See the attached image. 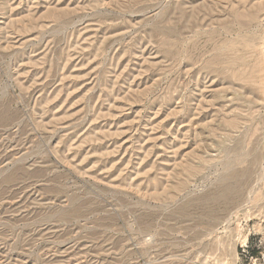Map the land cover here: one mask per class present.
Returning a JSON list of instances; mask_svg holds the SVG:
<instances>
[{"label": "rangeland", "instance_id": "374dc122", "mask_svg": "<svg viewBox=\"0 0 264 264\" xmlns=\"http://www.w3.org/2000/svg\"><path fill=\"white\" fill-rule=\"evenodd\" d=\"M212 11L231 33L187 21ZM236 13L264 0H0V264H264V71L198 62L253 37L264 69ZM234 173L213 222L180 213Z\"/></svg>", "mask_w": 264, "mask_h": 264}, {"label": "bare ground", "instance_id": "6f19581e", "mask_svg": "<svg viewBox=\"0 0 264 264\" xmlns=\"http://www.w3.org/2000/svg\"><path fill=\"white\" fill-rule=\"evenodd\" d=\"M218 14L219 13H213V11L211 13H203L202 15H199V13H191L187 17V21L192 25V29L196 28L197 30L201 31L202 29L209 26L211 27L220 25L222 28L228 30V33H231L233 30L232 26L226 22H221L219 20ZM235 15L238 16L237 18H243L246 16L249 19V23L238 21L240 27H254V23L257 21L258 23L261 22L262 15H264V13H236ZM219 21L220 23H218ZM207 38L209 42L212 43L213 48L212 51H209L211 52L210 54L208 51H205L204 53L206 55L209 54L210 58L204 61L206 55L203 53L200 55L198 62H202L204 68H206L208 71H218L225 79L230 81L233 79L240 82H254L256 79L262 78L264 69L261 68V65L249 67L246 56H241L238 54V52H232L234 51L233 49L236 46L238 47L241 45L243 41L257 45V40H254L253 37H246L242 38L241 40L234 41H229L227 39L219 41L215 34L210 33ZM229 125L235 126L236 122L231 121L229 122ZM244 189V180H239L235 173L231 174L230 183L228 185L226 184L223 187L206 194L197 202L186 204L180 209V213L185 216L197 219V224H202L205 219L213 222L217 217L215 213H218L223 208L225 211L232 203L239 200L244 193Z\"/></svg>", "mask_w": 264, "mask_h": 264}]
</instances>
